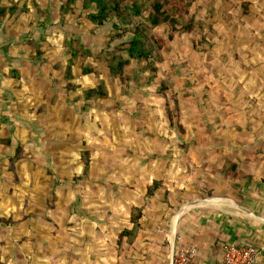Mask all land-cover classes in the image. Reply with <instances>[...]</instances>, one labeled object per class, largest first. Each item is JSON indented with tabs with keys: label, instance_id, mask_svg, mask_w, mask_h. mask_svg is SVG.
<instances>
[{
	"label": "rangeland",
	"instance_id": "374dc122",
	"mask_svg": "<svg viewBox=\"0 0 264 264\" xmlns=\"http://www.w3.org/2000/svg\"><path fill=\"white\" fill-rule=\"evenodd\" d=\"M35 3L49 10L48 65L30 74L35 86L36 75L49 79L48 110L37 114L40 83L28 104L33 122L5 134L12 144L0 152V264H168L183 208L175 249L186 213L230 194L248 173L264 185V0H191L178 26L188 32L169 39L167 26L155 29L165 41L156 72L131 61L122 81L102 66L99 77L82 76L83 59L66 79V42L97 54L111 24L95 29L80 0L63 20L61 0ZM29 14L38 18L36 9ZM99 82L108 98L85 102L83 91ZM133 208L142 210L139 229L119 242L133 228Z\"/></svg>",
	"mask_w": 264,
	"mask_h": 264
},
{
	"label": "crops",
	"instance_id": "0c3cea01",
	"mask_svg": "<svg viewBox=\"0 0 264 264\" xmlns=\"http://www.w3.org/2000/svg\"><path fill=\"white\" fill-rule=\"evenodd\" d=\"M32 16L22 14L15 21V15L0 24V137L9 139L10 144L12 139L5 135L7 132L22 131L19 122L27 126L28 122H33L28 104L34 101V91L37 89L38 92L39 89L37 85L43 84L45 91L44 95L38 94L41 98L38 100L43 101L49 95L47 76L43 73L36 75L38 84L35 86V79L30 74L32 69L37 70L35 74H38L47 64L35 63L30 59L32 48L27 41H38L44 35L43 28L33 30L28 26ZM43 45L45 53L42 58L45 59L47 44L45 46L44 42ZM38 103L45 105L47 112L48 105L44 101ZM15 142L17 144L18 141ZM3 150L5 148L0 145V152ZM249 169L252 170V166ZM253 175L248 173L246 179L236 183L237 189L233 192L230 190V194L214 195L205 203L207 205L196 206L195 211L186 213L178 221V246L194 249L195 261L199 264H221L222 247L228 243L257 249L264 247V185ZM188 208H183L175 218L178 219Z\"/></svg>",
	"mask_w": 264,
	"mask_h": 264
},
{
	"label": "trees",
	"instance_id": "16d2710c",
	"mask_svg": "<svg viewBox=\"0 0 264 264\" xmlns=\"http://www.w3.org/2000/svg\"><path fill=\"white\" fill-rule=\"evenodd\" d=\"M60 17L63 20L69 13H75V8L79 0H61ZM191 0H80V10L85 11L86 21L95 29H99L107 24H111V33L106 48L97 54L90 49L74 40H68L65 48H67V65L65 66L66 79L72 78V70L77 66L79 59H83L79 65L82 76L94 75L99 77L102 66L107 69V74L111 79L123 80L125 77V69L131 61L139 63L145 62L146 69L150 72H156L155 59L160 60V51L165 46V41L161 35L155 32L160 26H167L170 30L169 39L174 33L188 32V27H180V19L187 12ZM32 3V7H28L27 3ZM30 9H36L38 20L32 16L29 27L33 30L36 28H44L49 18V10L41 9L35 0H0V24L6 19L16 15L15 21L22 14H29ZM77 10H79L77 8ZM19 11V13H18ZM18 13V15H17ZM146 13V16L144 15ZM45 36L37 40L27 41V45L32 48L30 59L35 63L46 62L43 59ZM115 43V46L111 44ZM93 60L94 65L87 62V59ZM58 68H60L58 66ZM14 73V72H12ZM72 90L75 87H71ZM161 91L165 88L161 87ZM160 91V92H161ZM85 102L106 100L108 98L105 86L102 82L90 89H85L82 93ZM86 105H84L85 109ZM40 109V110H39ZM45 105L37 109V114L44 113ZM9 139L0 137V145L4 148L9 147ZM21 148L18 149L16 157L11 159L15 161L20 159L19 154ZM19 157V158H18ZM83 177H87L90 169L89 153L83 152ZM264 183V181H262ZM159 183L154 182L152 187L148 188L147 195L153 196L154 190L159 188ZM142 217L140 208H133L130 216V223L133 225L131 230H124L119 234V242L124 238L136 235L139 229V220Z\"/></svg>",
	"mask_w": 264,
	"mask_h": 264
},
{
	"label": "built area",
	"instance_id": "2783aa9c",
	"mask_svg": "<svg viewBox=\"0 0 264 264\" xmlns=\"http://www.w3.org/2000/svg\"><path fill=\"white\" fill-rule=\"evenodd\" d=\"M172 264H199L195 261V251L184 245H179L173 256ZM221 264H264V247L239 246L225 244L222 247Z\"/></svg>",
	"mask_w": 264,
	"mask_h": 264
},
{
	"label": "water",
	"instance_id": "95a60500",
	"mask_svg": "<svg viewBox=\"0 0 264 264\" xmlns=\"http://www.w3.org/2000/svg\"><path fill=\"white\" fill-rule=\"evenodd\" d=\"M175 227V225H173ZM173 227L172 229V239H171V248H170V255H169V263L168 264H172L173 262V256H174V251H175V248H174V244H173V241H174V234H175V228Z\"/></svg>",
	"mask_w": 264,
	"mask_h": 264
},
{
	"label": "bare ground",
	"instance_id": "6f19581e",
	"mask_svg": "<svg viewBox=\"0 0 264 264\" xmlns=\"http://www.w3.org/2000/svg\"><path fill=\"white\" fill-rule=\"evenodd\" d=\"M176 220V219H175ZM175 220H173V221H175Z\"/></svg>",
	"mask_w": 264,
	"mask_h": 264
}]
</instances>
